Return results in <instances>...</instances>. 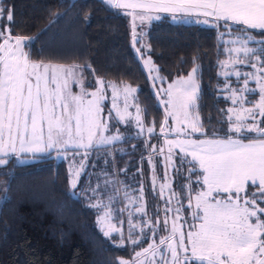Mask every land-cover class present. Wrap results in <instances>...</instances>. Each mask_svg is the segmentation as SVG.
Listing matches in <instances>:
<instances>
[{
	"label": "trees",
	"instance_id": "obj_1",
	"mask_svg": "<svg viewBox=\"0 0 264 264\" xmlns=\"http://www.w3.org/2000/svg\"><path fill=\"white\" fill-rule=\"evenodd\" d=\"M2 3L5 16L0 18V29H9L13 37H28L24 50L30 59L78 64L90 87H95L100 78L134 86L146 131L142 135L131 130V138L127 135L108 147H95L98 157L101 154L95 169H108L111 175V183L101 185L95 193L90 190L97 179L91 170L93 159L88 160L78 184L71 188L64 159L49 153L36 156L29 163H19L16 156H9L7 164L0 166V264H119L121 259L132 264L138 250L149 241L139 238L141 229H149L150 233L155 219H161L165 208L162 201L169 198L168 183L175 182L177 186L172 189L182 209L178 222L192 224L199 220L194 213L200 209H196L192 198L204 188L203 170L177 149L158 153L165 113L156 83L136 51L130 11L113 8L103 0ZM9 9L12 22L6 19ZM147 41L163 86L175 76L199 67L198 112L202 130L197 137L243 134L231 131L225 120L229 101L220 89L223 79L219 69L226 53L216 27L173 22L164 15L150 25ZM148 128H153L152 133ZM244 134L245 139L254 136ZM111 154L106 161L104 156ZM254 191L257 190L250 185L240 195L253 199ZM229 195L216 193L212 199L227 201ZM231 195L235 198V194ZM95 196L111 201L108 207L115 211L118 221L114 224L119 233L104 234L100 210L91 203ZM189 201L191 207L184 204ZM158 228L159 235H165L169 226L166 223V227ZM130 232L131 239L139 243H131Z\"/></svg>",
	"mask_w": 264,
	"mask_h": 264
},
{
	"label": "snow or ice",
	"instance_id": "obj_2",
	"mask_svg": "<svg viewBox=\"0 0 264 264\" xmlns=\"http://www.w3.org/2000/svg\"><path fill=\"white\" fill-rule=\"evenodd\" d=\"M103 2L116 9H132L133 12L129 14L132 15L133 21L137 18L141 22L161 19L159 15H150L155 10L158 13L172 14L174 20L177 19L176 13H180L181 19L201 15L214 17L216 22L223 20L226 28L229 27L228 22L244 25L246 26L243 30L244 35L232 41L240 45L233 50L237 57L243 53L245 57L254 55L257 61H260L257 52L264 54V39L259 41L262 45L259 50L248 47L256 38L247 32V29H256L264 36V0H103ZM136 9H142L143 12L136 13ZM4 16L5 9L0 0V18ZM6 19L12 22L11 9L7 11ZM196 22L208 21L205 19ZM133 35L135 37V23ZM0 38H3V43H0V166L7 164V158L12 154L31 153L35 156L37 153L53 150L59 154L61 149L66 151L69 145L85 150L92 148L97 133L107 131V125L102 122L103 109L100 106L105 99L103 94L105 82L97 81L100 88L96 92L89 94L82 91L80 95H75L68 88V82L69 78L76 74L78 65L65 66L32 61L24 51V42L29 39L28 37H13L10 31H0ZM136 51L139 52V49ZM260 62L264 66V61ZM144 63L151 64V58ZM197 72L198 67H193L187 79L177 80L166 90L169 103L174 110L183 113L185 120L189 116V107H194L197 100L199 90L195 80ZM236 75L239 77L240 74ZM253 79H256L260 86V99L254 104V109L259 111L260 116H264V79L255 75ZM49 84L53 87H49ZM247 84L248 81L245 79V91H255L249 89ZM109 86L113 89V108H116V115L120 120H124L126 115H131L127 112V97L135 93L136 89L131 85H124L122 91L125 95V105L122 114L115 104L117 86L111 83ZM85 95H91L92 99L85 102ZM233 102L235 103V99ZM57 106L61 109L60 115L56 114ZM136 111L135 119L139 127L141 110L137 107ZM244 112L247 117L255 119L253 109H244ZM177 120L178 123L181 122L178 117ZM241 121L242 118L237 116L231 131L255 132L259 138L252 139L249 143L231 137L227 140L169 142L186 155L190 154L192 160L199 164L204 173L203 184L207 186V190L199 192L196 196L195 207L203 212L202 223L196 231L187 233L188 243L185 244V234L179 231L175 222L171 229L172 235L160 240V245L167 242V249L171 255V260L168 261L161 254V264H264V220L260 218L264 215V208L257 205L256 198L249 199L240 195L251 185L259 192L258 198L264 201V128ZM197 122L189 124L193 132L198 130ZM163 123L167 124V119ZM147 131L152 133L153 128H148ZM163 131L164 128L161 127V132ZM119 139V135L107 137L101 135L97 144H111ZM184 145L191 148L190 153ZM171 150L170 146L169 153ZM86 154L85 152V157ZM78 175L77 171L75 176ZM71 185L73 188L76 187L75 179H72ZM257 191L252 193L253 197L257 196ZM214 192L230 195L227 201L213 202L211 198ZM232 193H235V198ZM140 210L143 211V207ZM107 215L109 213L106 212L105 216ZM103 222L102 217L101 223ZM110 231L120 232L111 226ZM110 231H105L104 234L108 236ZM177 232L179 236L174 240ZM129 239L133 244L139 243L138 240L131 239V232ZM121 242L123 243L122 235ZM156 248L155 244L149 245L142 253L137 252L136 256L141 257L148 253L155 257ZM119 264L130 262L121 259Z\"/></svg>",
	"mask_w": 264,
	"mask_h": 264
},
{
	"label": "rangeland",
	"instance_id": "obj_3",
	"mask_svg": "<svg viewBox=\"0 0 264 264\" xmlns=\"http://www.w3.org/2000/svg\"><path fill=\"white\" fill-rule=\"evenodd\" d=\"M130 12H132V11L130 10ZM141 12H143L142 9H136V13H141ZM150 15H152V16L159 15L160 16V15H162V13H158L155 10H153L150 13ZM176 16H177V19L176 20L172 19L173 22H183V23H194L195 22V23L203 25V26H209V27L210 26H213V27L216 26V29L218 30L219 35H220V40L224 43V52L226 53V55L231 56V57L233 56L232 54L235 53L233 50L240 46L239 43H232V41L236 40V38L238 36H243L244 35L243 30L246 29V27L244 25L233 24L232 22H229V27L226 28L225 24H224L225 22H223V21L222 22H216L215 19L208 20L207 23H203V22H196V21L197 20L203 21V20H205L204 18L197 19V18L187 17L185 19H181L180 15H176ZM130 20H131L130 23H131L132 37H133V40L135 39L136 50L139 49V52H137V53L139 54L141 61H142V64H143L144 68L146 69L150 79L154 83H156V87H157L158 94H159V101H160L161 106L163 107V110L165 113L164 121H165V119H167V124H163L164 131L159 134V137L161 138V142H162L160 149L162 151H164L165 149H169V147L171 146L172 149H177L178 151H180L179 148H175L176 146L174 144L170 145L169 142L179 141L181 139H177V138H179L178 136H180V137L189 136L188 134L196 133L201 128L200 116H199V112H198V97H199V93H200V81H199V77H198L199 72H197L196 76H195L196 83L199 85V90L197 92V100H196L194 107H189V109H188L189 116L187 117V120H185L183 113L179 112L178 110H174L172 104L169 103V96H168L166 90L168 89V86L170 84H174L177 80L187 79V77L191 73L192 69L187 74H184L181 76H175L171 80H168L166 85L163 86L161 83L163 78H161L159 71L158 72L156 71V69L159 70V66L153 62L152 58L150 57V55L148 53V41H147V31H148L150 25L159 19H152L150 21L144 20L143 22H141L139 20V18H137L135 21H133V17L131 15ZM134 23H135V37L133 35V24ZM255 30L256 29H247L248 34L252 35L256 38L255 41L249 43L248 47H251V48L255 47L256 49L259 50L262 47V45L259 43V41L264 39V36L261 35V32H258V33L255 32ZM0 31L7 32L10 30L7 28H4V29H0ZM258 31H260V30H258ZM223 32H224V34L222 35ZM1 43H3V39L1 41ZM257 54H259L262 58H264L263 57L264 54H261L259 51L257 52ZM149 57L151 58V64L145 65L144 61L147 60ZM30 60H32V59H30ZM231 60L232 59H227L225 64H229L228 62ZM32 61H34V60H32ZM36 62H38V61H36ZM44 63H46V62H44ZM52 64H56V63H52ZM245 64H248V62L243 63V65H245ZM60 65L70 66L67 64H60ZM71 65H78V64H71ZM195 67H198V66L196 65ZM198 69H199V67H198ZM223 74H224V72L222 73V70L219 69V75L221 76ZM99 80H103L105 82V86L103 89V94L105 96V99L101 102L100 106L103 109V111L101 113L102 122L107 125V131L97 133V137L93 141L94 146L92 148L85 150L82 148L75 147L74 145H69L66 151L61 149L59 154H57V151L53 150V151L47 152V153H37L35 156H33L31 153H20L18 155L12 154L10 156H16L17 161L19 163H29L31 161L36 160V158H37L36 156L48 155L49 153H52L53 157L56 159H64L67 162V167H68V172H69V182H70L71 188H73L71 185L72 179L76 180V185H77L78 180L81 178V175L85 170V167H86L85 165L87 164L88 160L93 159L92 160L93 164H92L91 170L94 172V175L97 179H96L95 185L92 186L90 189L92 191V193H95L96 189H98V187H100L101 185L106 187L107 183L110 184L111 183V180H110L111 175L109 174V171H107L108 169H98V168L95 169V165H97L96 164L97 160H99L101 158V154L98 157V151H97V148H95V147L105 146V145H107V147H108V146L112 145L113 143H116L118 141H122L124 139V137L125 138L130 137L129 135H131V134H132V136H134L133 131L131 132V130H134V132L138 131L140 134L143 135V134H145L146 126L143 123L141 111L139 113V115H140L139 125L140 126L139 127L137 126L138 122L135 119V117L137 115L136 110H137V107L140 108V106L136 102V91H135V93H133L132 95L127 97V105H128L127 112L130 113L131 115H126L124 120H120L119 117H117V115H116V108H113V89L109 86V83L115 84L117 86L118 91L115 95V104H116V107L120 109L122 114L124 112V105H125V95H124L122 89H123L124 85H131V84H129V83H117L114 81L105 80L103 78H100ZM49 87H53V85L49 84ZM132 87L135 88L134 86H132ZM68 88L71 90V92L73 94L80 95L82 93V91L85 93H89V94L92 92H96L100 88V85H99V83L95 87H90L89 85H87V80H86V77L83 73V69H82V67L79 66L76 74L73 77L69 78ZM91 99H92L91 95H85L84 96L85 102L87 100H91ZM242 108H244V105H242ZM245 109H253V113L256 112L254 109V106H249V107H246ZM60 112H61V109L59 108V106H57L56 114L60 115ZM109 113H111V115ZM168 113H174V115H167ZM255 116H257V115L255 114ZM177 117L179 118V121H181V122L178 123ZM192 122H197L196 126H197L198 130L195 132H193L192 128L189 127V124ZM248 122H252V123L256 124L257 121H248ZM258 122H261V119ZM72 126H73V135H75V121L74 120L72 122ZM44 127H45V132H46L47 131V123L46 122L44 124ZM259 127H260V125H259ZM141 128H143V131H141ZM230 128L232 129L233 127H230ZM122 129L124 131L123 133H122ZM177 129H179V131H177ZM242 132H247V131L242 130ZM101 135H103L105 137L113 136V135H119L120 139L112 142L111 144H97V140L99 139V137ZM127 135H128V137H127ZM160 149H159L158 153L161 154L162 151ZM85 152L87 153L86 157H85ZM109 152H110V150H109ZM181 153H184V152H181ZM187 155H189V154H187ZM111 156H112V154L109 157L105 155L104 159L107 161L109 158L111 159ZM105 164H106V162H105ZM81 165H83V166H81ZM106 166H107V164L104 166V168H106ZM77 171L79 172V175L75 176V173ZM175 186H176L175 182L168 183L169 198L165 199L166 202H165V200L162 201V204L165 205V208H162V210H161L162 213L160 212L161 213L160 214L161 219H155L156 224H155V226L151 227L152 231L150 233H147V230H149V229H146V230L142 229V231H141L142 234L139 237L142 241H148V239H149V241L147 244L143 245V247L140 248L138 250V252L142 253L144 249L149 247V245L155 244L157 246V248L155 249L156 250L155 257L151 256L148 253H145L141 257L136 256V259H134V261H133V262H135V264H161V254H163V257L165 260L170 261L171 255L167 249V242L164 245H160V240L172 235L171 229H172L173 223L175 222L179 228V231L183 232L185 234V241H184L185 244L188 243L187 233L190 231H193V232L196 231L198 229L199 225L202 223V219H200L201 210L195 211V217L196 218L198 217L199 220H196L192 224L186 223V222L185 223L178 222L181 219L180 214H182V209H180V206L178 204V202H180V200L175 195L176 192L172 189ZM175 188H177V186ZM166 191H167V189H166ZM259 195L260 194L257 191V196H256L257 205L261 208H264V201H261L258 198ZM221 201H226V200H221ZM110 202L111 201L104 200L102 198V196L101 197L95 196L91 200V203L93 205H95V207H97L100 210L99 222H100L102 228H104V230H106V231H110V226H111V228L117 229L114 222H117L118 220H116L115 211L112 210L110 207H108ZM166 203H167V206H166ZM184 204L188 207H191L190 201L188 202V204H186V202H184ZM188 207H185V210ZM106 212L109 213V215L105 216ZM102 217L104 218L103 223H101ZM260 217L264 220V215H261ZM165 221H167L169 228H168L165 235H159L160 229L158 227L161 225L166 227ZM161 222H164V223H161ZM111 232H113V231H110V233ZM178 236H179V232L176 233V237H174V240L176 238H178Z\"/></svg>",
	"mask_w": 264,
	"mask_h": 264
},
{
	"label": "crops",
	"instance_id": "obj_4",
	"mask_svg": "<svg viewBox=\"0 0 264 264\" xmlns=\"http://www.w3.org/2000/svg\"><path fill=\"white\" fill-rule=\"evenodd\" d=\"M126 10H128V11L131 10L133 12L132 9H126ZM132 12H130V13H132ZM164 15L169 16L170 19L172 20V14L162 13V15H160V16H164ZM176 15L181 16L180 13H176ZM189 18H197V19L204 18L207 21L214 19V17H204L202 15L199 17L190 16ZM222 21L223 20H221L219 22H222ZM223 34H224V32L222 33V35ZM232 55H233L232 57L225 55V57L223 58V60L221 61V64H220V70H222V73L224 72V74L221 75V78L223 79V84L221 85L220 89L222 91V94L229 101V105L226 106L225 120L227 121V124L229 127H233L234 122L237 119V116H240L242 118V121H241L242 123L251 125L254 123L248 122V121H257L256 124L260 125V127L264 128L263 127L264 126V116H260L259 111L257 109H255L256 112L254 113V115L255 114L257 115V116H255V119H252L251 117H247V114L244 112V109L246 107L254 106V104H257L259 102V99H260L259 88H260V86H259V83L257 82V80L253 79V76L255 75L257 77L264 79V66H262V64L260 62V61H264V58H262L260 56V61H257V59L254 55H251L249 57H245L243 55V53H240L238 57H237L236 53H233ZM256 55H259V54H256ZM227 59H232L231 61L228 62L229 64H225ZM245 62H248V64L243 65V63H245ZM252 65H255V67H253ZM236 73L240 74L239 77L236 75ZM232 78L234 80H231ZM245 79H247V81H248L247 87L249 89H254L255 91L249 92V91L244 90ZM233 93H235V95ZM234 99H235V103L233 102ZM242 105H244V108H242ZM230 109H231V111H229ZM229 117H231V119H229ZM245 117H247V118H245ZM260 119H261V122H258V121H260ZM200 123H201V118H200ZM201 130L202 129L200 128V130L197 131L196 133L188 134L189 136H182V137L178 136L179 138H177V139H181L179 141H191V140L202 141V140H227L229 138V137L228 138H219V137H206V136L197 137L196 134L199 133ZM240 133H243V134H240L239 136H231V138L232 139H240L244 143H249L250 140L259 138L257 136V133H255V132H248V133H251V135H254L248 139H245V136H244L245 135L244 133H247V132L241 131ZM184 147L187 149V151L189 153L191 152L190 147H188L187 145H184ZM175 148H178V147H175ZM179 150H180V148H179ZM190 157H191V155H190ZM203 175H204V173H203ZM206 190H207V186L204 185V188L201 191H206ZM201 191H199V192H201ZM198 193L193 195L194 204H196V196ZM219 193H224V192H219ZM214 194H216V192H214L212 194V198H213ZM227 194H229V193H227ZM232 194H235V193H232ZM254 198H256V197H254ZM214 201L215 200L213 199V202ZM202 215H203V212L201 210L200 219H201ZM253 223H255V218H253Z\"/></svg>",
	"mask_w": 264,
	"mask_h": 264
}]
</instances>
